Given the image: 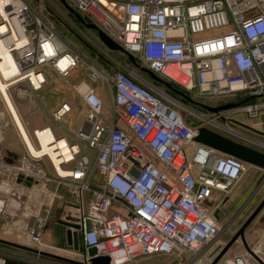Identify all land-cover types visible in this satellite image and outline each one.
I'll return each mask as SVG.
<instances>
[{"label": "built area", "instance_id": "2783aa9c", "mask_svg": "<svg viewBox=\"0 0 264 264\" xmlns=\"http://www.w3.org/2000/svg\"><path fill=\"white\" fill-rule=\"evenodd\" d=\"M2 1L6 16L0 12V27L6 30L0 31V39L18 67L10 80L4 79L7 92L16 86L19 100L41 110L42 94L53 84L48 70L69 81L80 66L87 69V79L71 85L84 108L75 133L62 126L75 110L69 101L47 113L48 125L29 136L34 150L15 120L26 154L15 164L0 158L2 239L63 252L57 254L81 264H91L92 248L109 264L139 263L156 255L180 264H212L232 224L223 227L216 214L220 217L250 169L259 168L199 144L195 137L209 126L251 141L256 148L244 145L264 153V141L230 126L252 132L235 117L253 121L264 110V0H66L87 24L187 97L210 108L237 104L215 113L205 110L209 115L194 127L186 122L180 103L135 71L113 67L110 76L88 62L58 34L49 10L26 0ZM99 81L100 91L93 85ZM109 88L111 112L105 119ZM69 202L80 219L68 222L78 226L71 231L78 233L79 251L55 249L43 241L56 203L64 212ZM252 252L264 261V238ZM36 256L20 259L53 264ZM228 264L244 260L236 257Z\"/></svg>", "mask_w": 264, "mask_h": 264}, {"label": "rangeland", "instance_id": "374dc122", "mask_svg": "<svg viewBox=\"0 0 264 264\" xmlns=\"http://www.w3.org/2000/svg\"><path fill=\"white\" fill-rule=\"evenodd\" d=\"M31 5L34 6L36 9H45L49 10L50 14L53 16V19L56 24V29L58 34L67 42L72 44L76 49H78L82 55L86 58L88 62L95 63L101 70H106V73L108 75H112L113 71L112 68L116 67L122 72H128L126 69L130 71H134V69L131 67L128 61L125 60L122 54L119 53H110L109 50L105 46H103L99 40L97 39L95 32L98 34L97 31H87L86 33L79 28L76 23L73 21V19L64 11L62 10L58 5V0H26ZM69 19L72 23H74L81 32H79L77 29L74 28V26L67 20ZM85 35V36H84ZM121 53V52H120ZM49 78L53 81L52 86H48L45 89V92L42 94V102L44 107L51 112V110L55 107H57L61 101L68 100L72 102L75 106L74 112L63 121L62 126L68 130L71 133H75L78 129V127L83 122V110L81 108V104L75 95H73V92L71 90V85L73 83L79 82L80 80L87 79V69L84 66H80L77 70H75L71 76L69 77V81H62L57 75H55L53 72L48 70ZM147 83L154 86L151 82L145 80ZM145 84V83H144ZM94 87L100 91L102 88L101 81H99L96 84H93ZM151 90L153 89L155 92L156 90L152 88V86H149L145 84ZM158 89V88H157ZM160 90V89H158ZM162 91V90H160ZM163 92V91H162ZM159 93V92H157ZM164 93L171 98H173L175 101L180 103L182 107V113L186 119V122L190 125L197 126L202 123V115L208 116L207 112L201 107H198L194 105L193 103H190L188 100H184L181 97L173 96V94ZM113 96V88L106 89V98H105V119L108 117V114L111 112V101ZM181 96V95H180ZM190 99H192L195 102H199L197 99L193 98L191 95L188 96ZM186 99V98H185ZM228 99H225L227 101ZM223 101V100H222ZM24 107L28 106V104H22ZM52 110V111H53ZM29 116V122L32 126V128H41L46 125L45 119L42 117L40 113H28ZM261 119H264V110L260 113ZM235 120L239 123H246L251 124L252 121H250L248 118L239 115L235 117ZM234 124V123H233ZM230 124L231 127H233L236 131L244 134V135H250L251 137L254 135V131L252 133H248L245 129H248L244 126L241 127V125H233ZM248 125V126H249ZM209 129L214 130L212 127H209ZM217 132L216 130H214ZM220 132V131H219ZM254 132V133H253ZM224 134L227 137L234 138V140H238L240 143L248 144L252 147H257L256 145L252 144L251 141L244 142L233 136L232 134L220 132ZM249 136V137H250ZM259 142H263V139H257ZM264 151V149H260ZM240 191V192H239ZM63 192H67L66 190H63ZM241 193V194H240ZM250 198V207L248 210H245L244 213L237 217V213L240 212L239 210L242 208V206L245 204V202ZM226 208L227 213L221 214V224L223 227L226 225L231 224V227L224 233L222 236V243H225L227 240L231 239L234 234L242 227V225L245 223V221L248 219L249 215L253 211V208H257L260 203L264 200V169H255L252 168L247 173L244 180H242L234 189V193L229 197ZM233 201V202H232ZM249 201V200H248ZM75 204L72 202L68 203V206L66 207L65 211L62 212V204L56 203L54 207V211L50 217L51 224L58 222H70V223H77L80 221L79 216L76 214L74 209ZM229 208V209H228ZM225 211V210H224ZM255 211V210H254ZM253 211V212H254ZM226 214V215H225ZM61 225V224H60ZM61 227V226H60ZM64 228H66L63 225ZM63 228V229H64ZM225 230V229H224ZM51 231V230H50ZM250 234V237L254 240V242H257L260 239L264 238V209L259 215V217L254 220V222L250 225L248 230ZM49 232V231H48ZM235 232V233H234ZM49 234V233H48ZM52 235V238L47 239L45 236L44 242H47L53 246H55L54 241V232H50ZM50 236V235H49ZM57 238V235H55V239ZM80 243V240H79ZM50 246V245H49ZM51 246V247H53ZM68 245H66L67 249ZM54 248V247H53ZM64 248V247H63ZM61 249V248H60ZM242 251L245 253H239L242 254L245 257H248L253 260L252 256L245 250V248H242ZM49 253H63L58 252L56 250H51ZM229 256L228 260L231 258V256H235L238 253H227ZM59 256H63L60 254H57ZM184 261L189 258V255L187 253H184L183 255ZM226 257V256H225ZM224 257V258H225ZM178 259L173 257H167L163 255H156L152 256L146 259L140 260L139 263H133V264H179L177 263ZM256 261L254 262V264ZM55 264H66L63 262H56ZM181 264H184L183 262ZM258 264V263H257Z\"/></svg>", "mask_w": 264, "mask_h": 264}, {"label": "water", "instance_id": "95a60500", "mask_svg": "<svg viewBox=\"0 0 264 264\" xmlns=\"http://www.w3.org/2000/svg\"><path fill=\"white\" fill-rule=\"evenodd\" d=\"M60 2L71 14H73L76 17L77 21H79V23L81 25H83L86 29L97 31L100 41L103 43V45L107 49H109L110 51H117V52L124 53L128 57L129 62L134 67H136L138 71L148 75L152 80L163 84L168 90L185 97L190 103L197 104L201 108H203L204 110L211 112V113H215V112H218L221 110L232 109V108H235L237 106V104H228V105L217 107V108H210L208 106H205L203 104H200V103L193 101L192 99L187 97L182 92L175 90L170 83L161 80L151 70H149L143 66L138 65L134 56L127 53L121 46H119L117 43L112 41L103 32L99 31L96 26L91 25V24H87L85 22V20L80 15H78L68 5L66 0H60ZM195 142L202 144V145L212 147V148L222 152L223 154L235 157L239 160H242V161H244L248 164H251L253 166H256L260 169H264V153L263 152H260V151L254 149L252 147H249L247 145L238 143V142H236V141H234L228 137H225V136H223V135H221L215 131H212L208 128H201L199 130L198 135L195 137ZM18 182H21V178L18 180ZM249 201H250V199H249ZM263 209H264V200L260 203V205L256 208V210L251 213V215L248 217V219L245 221V223L242 225V227L237 231V233L230 239V241L227 243V245L219 252V254L213 260L212 264H219L220 261L227 255L229 250L238 241H241L244 244L247 252L252 257H254L258 261L259 264H264V261H262L260 258H258L257 256L254 255L252 250L249 248V246L247 244V240H246V230L250 227V225L254 222V220H256L259 217V215L261 214ZM239 214L240 213H238L237 215H239ZM216 218L218 220H220L218 213L216 214ZM60 223L67 228L68 245L73 247L76 251H79L80 250V243H79L78 233L77 232L72 233V231H71V228L78 229V226L67 223V222H60ZM0 244L5 245V246H9V247H13V248L25 251V252H29V253H32L34 255H39V256H42L45 258H49V259H53V260L60 261L63 263H67V264H81V263H78L76 261L67 259V258L59 256V255H55V254H52L49 252L39 251L37 249L27 247L24 245H20L17 243H13V242L3 240V239H0ZM88 253H89V256L92 257L91 264H109V259L107 257H97V250L95 248L90 249L88 251Z\"/></svg>", "mask_w": 264, "mask_h": 264}, {"label": "crops", "instance_id": "0c3cea01", "mask_svg": "<svg viewBox=\"0 0 264 264\" xmlns=\"http://www.w3.org/2000/svg\"><path fill=\"white\" fill-rule=\"evenodd\" d=\"M16 90H17V87L13 86L9 89L7 94L9 96V98L11 99L12 104L14 105L16 112L19 115V117L22 121V124L24 125V128L26 129V131L28 133V136H31L34 130L46 127L48 125V122L45 120L46 125L41 127V128H32V126L29 122V116L30 115H28L27 112L30 114L31 113L32 114L33 113H40L42 115V117L45 119L44 116L47 113H50V111H48L44 107L42 100H41V105L44 108L43 109L41 108V110L37 109V107L35 105L30 104L29 102L19 100L16 97ZM64 101H68V100H63L60 102V104ZM22 104H28V106L24 107L25 105L23 106ZM57 107H55V108H57ZM81 108H82L83 114H84V108H83L82 104H81ZM52 110H51V112H52ZM14 120H15L14 116L11 113L7 102L4 99V96L2 95V93L0 92V158L6 162L12 163V164L18 163L20 161V159L26 154V147L23 143V140L21 138V134H20L19 129L17 127V124ZM248 125L249 124H247V126ZM248 127L252 131L255 132L253 135L254 137H256L258 139L264 138V119L263 118L261 119V115H260L259 119L253 120ZM249 133H252V132H249ZM222 135L225 136L224 134H222ZM225 137H227V136H225ZM50 171H52L51 168H50ZM248 200L245 202V204L239 210L240 212L248 210V208L250 207V204L252 203ZM228 202H231V201L230 200L226 201L224 203L223 207L221 208L220 221H221V214L227 213L226 205ZM254 209L255 208H253L252 210H254ZM240 212H238V213H240ZM3 223H4V220L0 219V231H1V227L3 226ZM60 224L61 223L58 221H56V223H52V224H51V221H49L46 232L43 236V239H45V236H46V238L50 240V238H52V235L50 234V232H54L55 235H57L56 239H55V235H54V241H55L54 245L55 246H53L47 242H44L47 245L53 246L55 249H60V248L63 249V247L65 248L66 245H68L67 228H64L63 225L62 224L60 225ZM247 230H246V240H247V244H248L249 248L252 250L254 248V246L258 243L259 240L257 242H254V240L250 237V234H248L249 231H247ZM0 239H2L1 236H0ZM3 240H7V241H10L13 243L20 244L14 238H7V239H3ZM229 241H230V239L227 240L225 243H222V241H220V244L224 248ZM242 248H245L244 244L241 241H238L228 252V253H238V254H236L235 256H231V258L229 260H228L229 255L227 254L226 257L223 258L219 264H228L231 261H233L236 257L243 258L244 263H246V264H254V261L252 259L245 257L242 254H239V253H245L244 251H242ZM245 250H246V248H245ZM52 254H54V253H52ZM55 255H57V253H55ZM21 256L35 257L36 255L29 253V252L19 250V249H16V248H13V247H9V246H5V245L0 244V264H30V263L25 262L24 260L20 259ZM37 256H39V255H37ZM40 258L44 259L48 263L50 262V263L55 264L56 262H60V261L45 258L42 256ZM9 260H12V261H9ZM177 263H179V262H177Z\"/></svg>", "mask_w": 264, "mask_h": 264}, {"label": "bare ground", "instance_id": "6f19581e", "mask_svg": "<svg viewBox=\"0 0 264 264\" xmlns=\"http://www.w3.org/2000/svg\"><path fill=\"white\" fill-rule=\"evenodd\" d=\"M3 6H4V1L0 0V12L3 15H5ZM5 30H6V26L0 27V31H2V33L5 32ZM17 69H18V67H17V64H16V61L14 59L13 54L8 50L5 42L0 39V91L4 93L6 102L8 103L15 120L17 121V123L21 127L23 135L27 139L30 148L32 150H34L35 148L33 146V143L30 141L28 133H27L26 129L24 128V125L22 124V121H21L18 113L16 112V110L14 108L12 101L7 94V83L4 82V79L6 81L10 80V77L17 73ZM60 147L62 149L61 152H63L65 157L68 158L69 155H68L67 149L65 148V142H61Z\"/></svg>", "mask_w": 264, "mask_h": 264}, {"label": "trees", "instance_id": "16d2710c", "mask_svg": "<svg viewBox=\"0 0 264 264\" xmlns=\"http://www.w3.org/2000/svg\"><path fill=\"white\" fill-rule=\"evenodd\" d=\"M58 5H59V7L62 9V10H64L72 19H73V21L76 23V25L79 27V28H81L85 33L87 32V31H93V30H89V29H86L83 25H81L80 23H79V21H77V19H76V17L73 15V14H71L62 4H61V2H60V0H58ZM94 32H95V30H94ZM95 35H96V37H97V39L99 40V42L103 45V43L100 41V39H99V37H98V34L95 32ZM104 46V45H103ZM107 50H109V49H107ZM109 52L110 53H119V54H124V53H120V52H117V51H110L109 50ZM123 57L125 58V60L126 61H128L129 62V59H128V57L124 54L123 55ZM129 64L131 65V67L134 69V71H135V73L138 75V76H140L141 78H143L144 80H147V81H149V82H151L154 86H156L158 89H160V90H162L163 92L165 91L166 93H169V94H173V96H177V97H181L182 99H184V100H186L187 101V99H185V97H183V96H180V95H178L177 93H174V92H172V91H170V90H168L163 84H161V83H158V82H156V81H154V80H152L148 75H146V74H144V73H142V72H140V71H138L137 70V68L136 67H134L130 62H129ZM137 64L138 65H140L141 66V64L137 61ZM161 79V78H160ZM162 80V79H161ZM172 86H173V88L175 89V90H177V91H182L178 86H176L175 84H172ZM183 92V91H182ZM184 94H186L185 92H183ZM194 105H196V106H198V107H200L199 105H197V104H194ZM201 109H203V108H201ZM204 110V109H203ZM9 261H12V260H9Z\"/></svg>", "mask_w": 264, "mask_h": 264}, {"label": "flooded vegetation", "instance_id": "af4514ba", "mask_svg": "<svg viewBox=\"0 0 264 264\" xmlns=\"http://www.w3.org/2000/svg\"><path fill=\"white\" fill-rule=\"evenodd\" d=\"M254 210H256V208H255ZM254 210H253V211H254Z\"/></svg>", "mask_w": 264, "mask_h": 264}]
</instances>
